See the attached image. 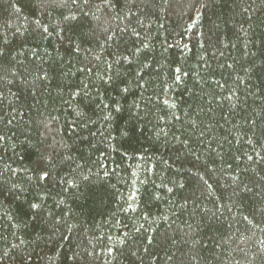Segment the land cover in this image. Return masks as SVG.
<instances>
[{"label":"trees","instance_id":"trees-1","mask_svg":"<svg viewBox=\"0 0 264 264\" xmlns=\"http://www.w3.org/2000/svg\"><path fill=\"white\" fill-rule=\"evenodd\" d=\"M0 264H264V0H0Z\"/></svg>","mask_w":264,"mask_h":264}]
</instances>
